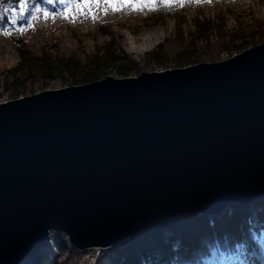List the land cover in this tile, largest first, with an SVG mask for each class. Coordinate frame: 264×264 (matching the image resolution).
I'll use <instances>...</instances> for the list:
<instances>
[{"label": "water", "instance_id": "1", "mask_svg": "<svg viewBox=\"0 0 264 264\" xmlns=\"http://www.w3.org/2000/svg\"><path fill=\"white\" fill-rule=\"evenodd\" d=\"M261 197L264 42L0 102V264H33L52 231L104 249Z\"/></svg>", "mask_w": 264, "mask_h": 264}, {"label": "rangeland", "instance_id": "2", "mask_svg": "<svg viewBox=\"0 0 264 264\" xmlns=\"http://www.w3.org/2000/svg\"><path fill=\"white\" fill-rule=\"evenodd\" d=\"M70 1L79 4L83 0H33L27 4L26 15L20 17L16 16L11 8L7 9L9 23L3 26L0 22V102L17 98L14 96V90L19 82L21 85L18 87L20 92L18 97L47 89L82 84L83 82L73 81L72 75L64 70L65 68L57 67L61 61L84 65L91 64L99 58L100 66L96 68L97 80L106 76L121 78L136 76L142 71H159L194 64L195 62L188 60L184 65H177L180 61L176 51L180 49L178 41L181 40L179 38L181 36L201 37L197 41L198 48L194 55L200 58H205L207 55L208 50L203 49L204 46L216 40H220L218 43H225L226 47L230 45L235 48L231 51H223L218 60L264 42L261 33L264 28L263 1H257L252 6L248 4L242 6L235 0H211V2L201 0L200 3L184 0L183 7L175 5L165 7L162 0H156L154 10L145 8L138 11L128 7L131 15H134L131 22L133 23L135 19L138 22L134 25L137 26L136 35L132 34L130 28L121 26L117 21L93 19L86 10L83 15L79 14L78 18H82L87 24L72 20L71 14L67 19L63 15L64 19H62L59 17L61 13L57 10L64 12L68 9ZM45 12L49 13L47 19ZM56 22H60L61 27L53 29L52 25ZM153 29L161 31L157 41L138 52L128 49L125 36H137ZM201 30L206 32L201 33ZM160 44L166 59L170 61L163 66H160L159 62L152 63L147 57L148 52ZM20 49L30 53L31 66H34V54L46 56L50 60L49 63L55 66L54 75L47 77L41 72L30 71L26 67L24 72L19 71L15 75L11 69L21 66L23 62ZM121 52H126L136 60V65L129 69L128 75H124L121 68L110 66L108 61L102 62L110 54ZM138 67H141V71L137 69ZM253 218H256V214H253ZM56 232L58 231L51 232V239ZM67 240L69 241L68 236ZM100 250L101 248L97 247L87 249L77 264H94ZM256 258L252 259L256 260Z\"/></svg>", "mask_w": 264, "mask_h": 264}, {"label": "trees", "instance_id": "3", "mask_svg": "<svg viewBox=\"0 0 264 264\" xmlns=\"http://www.w3.org/2000/svg\"><path fill=\"white\" fill-rule=\"evenodd\" d=\"M31 1L33 0H0V22L3 26L10 21L8 8H11L18 17L25 16L27 4ZM204 31L201 30V33ZM261 33L264 38V28ZM179 38L180 49L176 52L180 62H177V65H184L188 60L195 63L205 60L217 61L223 51L235 49L230 45L226 47L225 43H218L220 40H216L204 46L203 49L208 50L207 55L205 58H200L194 55L198 48L197 41L201 37L193 35ZM20 54L23 59L21 66L11 69L15 75L19 71L24 72V67L30 71L41 72L47 77L54 75L55 66L49 63L50 60L46 56L34 54V66H31L30 53L20 49ZM147 57L152 63L159 62L160 66L170 63L161 44L148 52ZM104 61H108L110 66L121 68L124 75H128L129 69L136 65V60L126 52L110 54L102 60ZM99 62V58L91 64L84 65L61 61L57 67L65 68L64 70L72 75V80L76 83H86L97 80L96 68H99ZM137 69L141 71V67ZM19 85L20 82L14 90L15 97L19 96ZM253 214H256V218H253ZM262 232H264V197L245 198L226 204L218 214L183 215L164 219L144 231L129 236L119 244L101 249L94 264H192L196 256L212 246L231 247L242 244L254 247L253 235ZM86 251L87 249L79 250L71 245L66 234L58 231L52 236L50 244L34 252L31 259L33 264H77ZM262 253L263 249L259 253L261 259Z\"/></svg>", "mask_w": 264, "mask_h": 264}, {"label": "bare ground", "instance_id": "4", "mask_svg": "<svg viewBox=\"0 0 264 264\" xmlns=\"http://www.w3.org/2000/svg\"><path fill=\"white\" fill-rule=\"evenodd\" d=\"M235 1L241 4L242 6L247 5V4L249 6H252L257 1L264 2V0H235ZM77 4H78L77 2H73V1L68 2V5H69L68 9L69 8L71 9V12L69 14H71L72 20L80 21L83 24H87L82 18H78L80 13L77 11V8H76ZM92 7H93V11L95 12V19H102V20H106L110 22L117 21L121 26L130 28L132 31V34L136 35L137 26L135 27L134 25L137 24L138 22L136 21V19L134 20L133 23L131 22V19L134 15H131V12L128 9V7L123 8L119 12H114L109 8L107 13H105L101 9H96L94 5ZM57 12L61 13L59 17L64 19L63 18L64 12L60 9L57 10ZM89 15L93 18L91 14ZM62 22H64V20ZM60 27H61L60 22H56L52 25L53 29H57ZM160 35H161V31H158L157 29H153L150 31L142 32L140 33V35H137V36H133V35L128 36V37L125 36L126 38L125 41L128 43V49L130 51L138 52V51L146 49L149 45L157 41ZM249 264H259V262L257 263L255 259H251Z\"/></svg>", "mask_w": 264, "mask_h": 264}, {"label": "clouds", "instance_id": "5", "mask_svg": "<svg viewBox=\"0 0 264 264\" xmlns=\"http://www.w3.org/2000/svg\"><path fill=\"white\" fill-rule=\"evenodd\" d=\"M252 244H237L231 247L212 246L194 258L192 264H246L264 249V232L253 235Z\"/></svg>", "mask_w": 264, "mask_h": 264}, {"label": "snow or ice", "instance_id": "6", "mask_svg": "<svg viewBox=\"0 0 264 264\" xmlns=\"http://www.w3.org/2000/svg\"><path fill=\"white\" fill-rule=\"evenodd\" d=\"M194 2L200 3L201 0H194ZM207 2H211V0H207ZM162 3L165 7L174 5L179 7L184 6V0H162ZM93 5L96 9H101L105 13H107L109 8L114 12H119L125 7H131L133 10L142 11L145 8L154 10L156 8V0H83L82 3L76 5V8L81 15H83L85 10H87V12L93 16V19H95V12L92 7ZM70 12V8L64 11L63 15L66 19L68 18ZM44 15L47 19L49 13L45 12ZM21 31H23V29H21Z\"/></svg>", "mask_w": 264, "mask_h": 264}]
</instances>
